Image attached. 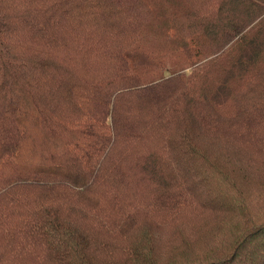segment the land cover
<instances>
[{
    "label": "trees",
    "instance_id": "1",
    "mask_svg": "<svg viewBox=\"0 0 264 264\" xmlns=\"http://www.w3.org/2000/svg\"><path fill=\"white\" fill-rule=\"evenodd\" d=\"M0 264H264V0H0Z\"/></svg>",
    "mask_w": 264,
    "mask_h": 264
},
{
    "label": "rangeland",
    "instance_id": "2",
    "mask_svg": "<svg viewBox=\"0 0 264 264\" xmlns=\"http://www.w3.org/2000/svg\"><path fill=\"white\" fill-rule=\"evenodd\" d=\"M176 57H177V56H174V58H173V59H176Z\"/></svg>",
    "mask_w": 264,
    "mask_h": 264
}]
</instances>
